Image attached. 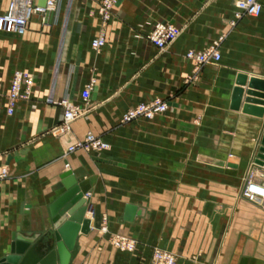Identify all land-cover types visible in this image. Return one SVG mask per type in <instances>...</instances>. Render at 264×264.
<instances>
[{
	"label": "crops",
	"instance_id": "0c3cea01",
	"mask_svg": "<svg viewBox=\"0 0 264 264\" xmlns=\"http://www.w3.org/2000/svg\"><path fill=\"white\" fill-rule=\"evenodd\" d=\"M8 2L0 0V12ZM261 2L260 15L236 18L235 0H118L99 51L91 45L98 0H61L45 22L34 14L23 35L0 31V257L13 232L52 229L54 185L71 169L89 179L91 228L79 231L70 264H150L155 247L174 252L176 264H264V210L240 195L264 115L232 108L239 73L264 78ZM157 21L181 27L164 49L147 36ZM221 35V59L196 70L187 51ZM16 69L34 83L9 113ZM157 96L165 112L123 120ZM63 98L86 110L57 135ZM90 130L110 147L67 150ZM128 204L141 210L133 219L125 218ZM114 233L136 239V248H116Z\"/></svg>",
	"mask_w": 264,
	"mask_h": 264
},
{
	"label": "built area",
	"instance_id": "2783aa9c",
	"mask_svg": "<svg viewBox=\"0 0 264 264\" xmlns=\"http://www.w3.org/2000/svg\"><path fill=\"white\" fill-rule=\"evenodd\" d=\"M61 0H46V5L40 4L39 0H9L7 7L0 12V31H6L18 35H23L28 28L30 20L34 14H41L42 21L47 20L46 12L56 10ZM118 0H98L97 12L100 16L101 27L97 35L92 38V48L99 51L106 43V28L113 14V8ZM236 18L244 15L258 16L263 9L261 0H235ZM181 33V27L170 21H157L148 33V38L160 49L166 48ZM224 35L215 39L211 44L203 49H190L186 55L193 59L198 70L205 63L217 62L221 59V42ZM95 80L92 79L83 88L81 94L85 101L90 97V91ZM34 76L31 72L23 69H16L13 73L11 87L8 98L7 111L13 113L18 99L30 97ZM65 107L62 121L53 128L57 135L66 134L71 129V123L85 112L84 106L74 103L68 98L59 101ZM168 109V102L161 97H153L141 100L129 107L123 115V120L128 121L136 117L143 116L152 118L158 113ZM110 143L93 131H88L86 136L75 141L67 147L68 151L84 148L86 150L108 149ZM7 174L4 167L0 172V177ZM242 196L249 201L262 204L264 206V164L255 160L248 167V176L244 182L241 192ZM89 195V191L85 196ZM106 228V226H104ZM112 244L124 251H133L136 248V239L121 233H114L111 237ZM177 255L174 252L161 247H155L150 264H176Z\"/></svg>",
	"mask_w": 264,
	"mask_h": 264
},
{
	"label": "water",
	"instance_id": "95a60500",
	"mask_svg": "<svg viewBox=\"0 0 264 264\" xmlns=\"http://www.w3.org/2000/svg\"><path fill=\"white\" fill-rule=\"evenodd\" d=\"M39 1L46 5V0ZM236 82L232 108L242 107L243 112L263 116L264 78H249L247 74L239 73ZM247 83V89L241 86ZM256 155L255 161L264 164V135ZM90 187L88 178L77 177L71 169L62 172L54 185L59 193L49 204L52 229L41 237L39 234H23L19 230L13 232L9 250L0 257V264H70L79 231L88 233L91 228V218L85 216L88 209L85 193ZM140 212L138 206L128 204L125 218L133 219Z\"/></svg>",
	"mask_w": 264,
	"mask_h": 264
},
{
	"label": "rangeland",
	"instance_id": "374dc122",
	"mask_svg": "<svg viewBox=\"0 0 264 264\" xmlns=\"http://www.w3.org/2000/svg\"><path fill=\"white\" fill-rule=\"evenodd\" d=\"M256 156H257L256 154L253 156L251 162L255 160V157H256ZM247 176H248V168H247V170H246V172H245V174H244V176H243V182H242V186H241V189H240V195H241V196H242V194H241V192H242V188H243V186H244V182H245ZM242 197H243V196H242ZM251 202H253V201H251ZM253 203L257 204L256 202H253ZM257 205H259V206L264 210V206H263L262 204H257ZM111 237H112V235H111ZM111 237H110V242H111ZM111 243H112V242H111ZM112 245H113V244H112Z\"/></svg>",
	"mask_w": 264,
	"mask_h": 264
}]
</instances>
